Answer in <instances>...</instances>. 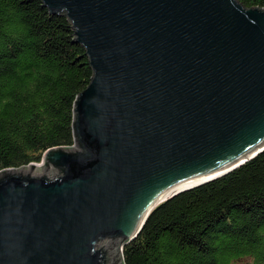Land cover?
Returning a JSON list of instances; mask_svg holds the SVG:
<instances>
[{"label":"water","instance_id":"obj_1","mask_svg":"<svg viewBox=\"0 0 264 264\" xmlns=\"http://www.w3.org/2000/svg\"><path fill=\"white\" fill-rule=\"evenodd\" d=\"M43 2L68 16L93 75L75 145L0 171V264H125L157 205L264 152V7Z\"/></svg>","mask_w":264,"mask_h":264},{"label":"trees","instance_id":"obj_2","mask_svg":"<svg viewBox=\"0 0 264 264\" xmlns=\"http://www.w3.org/2000/svg\"><path fill=\"white\" fill-rule=\"evenodd\" d=\"M264 7V0H239ZM68 16L43 0H0V171L71 147L93 69ZM125 264H264V152L157 205Z\"/></svg>","mask_w":264,"mask_h":264},{"label":"rangeland","instance_id":"obj_3","mask_svg":"<svg viewBox=\"0 0 264 264\" xmlns=\"http://www.w3.org/2000/svg\"><path fill=\"white\" fill-rule=\"evenodd\" d=\"M40 164H42V163H40ZM45 173H46V170L40 169L38 171L33 172L32 175H35V176L43 175L44 176ZM56 174H57L56 172H52V173H48L47 176L50 177V178H53V177L56 176ZM108 240H110V237L101 240L100 243H99V247H101L102 245L107 244Z\"/></svg>","mask_w":264,"mask_h":264},{"label":"bare ground","instance_id":"obj_4","mask_svg":"<svg viewBox=\"0 0 264 264\" xmlns=\"http://www.w3.org/2000/svg\"><path fill=\"white\" fill-rule=\"evenodd\" d=\"M38 164H40V163H38ZM181 187H184V185H183V186H180V187H178V188H176V189H179V188H181ZM176 189H175V190H176ZM173 191H174V189L171 190V191H169V192H167V193H165V196L171 194ZM107 243H108V241H107ZM105 245H106V244H105ZM105 245H104V246H105Z\"/></svg>","mask_w":264,"mask_h":264}]
</instances>
